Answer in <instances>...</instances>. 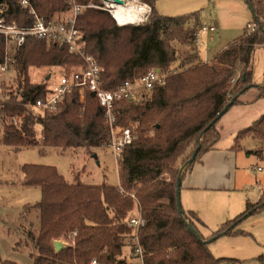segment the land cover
<instances>
[{"label": "trees", "instance_id": "trees-1", "mask_svg": "<svg viewBox=\"0 0 264 264\" xmlns=\"http://www.w3.org/2000/svg\"><path fill=\"white\" fill-rule=\"evenodd\" d=\"M30 1L46 18L66 8L65 0ZM156 1L143 0L152 10L148 21L139 26H118L108 12L96 9L86 11L79 18L78 27L85 35L87 53L102 68V89L117 90L139 81L151 70L167 73L179 61L174 44L194 46L202 24L200 13L163 16L156 8ZM246 1L252 6L253 23L264 26V0ZM4 2L9 7L6 16L9 22L21 26L32 24L15 0ZM262 45L264 27L253 33L246 29L211 64L200 62L198 52L180 59L182 70L170 75L165 85L154 87L145 103L116 102V126L121 129L136 126L135 141L123 148L118 161V186L107 182L84 183L79 176L69 183L55 167L20 166V184L42 191V200L25 206L22 213L23 218L30 213L36 218V223L29 222V228L24 230L26 244L37 252L31 255L33 264H91L93 260L98 264H131L123 258V251L128 246L131 234L128 221L135 212L136 200L146 221L140 231L145 264L233 262V259L216 258L207 241L214 237L247 235L239 226L264 210V193L258 202H248L240 216L205 238L199 228L203 223L196 213L184 212V218L179 214L177 182L182 168L197 149L200 148L199 153L182 173V180L204 155L217 149L222 137L219 124L225 115L210 125L232 102L233 106L240 104V98L254 87L259 92L258 98L264 99V87L252 83L250 70L254 48ZM3 56L4 40L0 36V62ZM83 66V60L66 47L39 40L27 42L17 56L18 88L0 100L5 148L17 152L36 149L44 154L49 150L62 153L84 150L96 154L94 150L109 148L111 131L105 110L93 93L87 92L85 102L81 103L75 89L56 113L38 115L32 110L38 100L46 98L49 88L47 83L30 81V68ZM248 137L264 142V114L238 132L233 150L240 149L241 142ZM248 153L263 157L264 148ZM74 232L78 234L72 244L66 239ZM60 240H66L68 247L56 253L54 242ZM258 261L264 264V255ZM0 264L17 263L0 260Z\"/></svg>", "mask_w": 264, "mask_h": 264}, {"label": "rangeland", "instance_id": "rangeland-1", "mask_svg": "<svg viewBox=\"0 0 264 264\" xmlns=\"http://www.w3.org/2000/svg\"><path fill=\"white\" fill-rule=\"evenodd\" d=\"M156 8L161 15L168 17L199 12L202 22L200 28L203 26L216 27V32L209 33L205 37V44L199 51L195 46L186 47L174 44L179 61L172 66V71H177V73L182 70L179 68L180 59L195 52L199 53L200 62L211 64L210 60L216 57L223 48L241 38L248 24L254 22L253 13L246 0H157ZM248 31L252 33L249 29ZM72 70L74 68L32 67L29 70V77L32 83H47L50 88L58 82L62 75ZM250 70L252 83L264 87V45L254 48ZM16 73L15 69L10 73L0 74V100L4 99L6 94L17 90ZM258 94L257 88L254 87L241 97V101L247 102V107L241 111L235 121H231L233 112L222 119L220 124L223 126L222 137L218 147L231 149L235 145L238 132L251 126L264 114V99H259ZM85 95L80 97L81 103L85 102ZM36 113L40 115L39 111ZM133 127L136 128L135 125ZM2 136L3 127L0 124V260L12 261L17 264H33L31 255L37 254V252L26 244L24 230L28 227L29 222L35 224L36 218L31 213L23 218L22 213L25 206L36 205L42 200V191L40 188L23 187L20 184L22 178L20 166L36 164L55 167L69 183H73L75 177L79 176L84 183L100 185L107 182L110 185L118 186L120 183L119 160H116L109 148L94 150L96 154H93V151L84 150H69L65 153L49 150L46 154L40 153L36 149L17 152L8 150L2 145ZM240 145V149L233 150L237 155L236 170L230 176V183L232 186H236L237 192L233 194L232 199L235 203H237L238 197L253 202L256 199L257 191L264 189V155L259 157L255 153L249 154L248 152L261 150L264 148V142L248 137ZM94 156H97L98 160ZM259 169H262V172H259ZM181 204L183 207L182 195ZM240 228L247 233V236H243L246 237L243 240L225 242L227 240L224 239H228V236H224L227 238L221 237L209 246L212 245L211 249L218 256L222 253L227 254L223 255L224 257L230 256V258H235L238 255L244 256L239 263L232 264H255L256 262L251 257L253 252L248 249L251 248L249 244L256 245L254 242V238H256L260 243V247L257 248L264 251V210L247 218L242 222ZM66 240L74 244V239L70 235ZM217 247L219 251L215 250ZM129 254V247L125 246L123 258L126 261H130Z\"/></svg>", "mask_w": 264, "mask_h": 264}, {"label": "built area", "instance_id": "built-area-1", "mask_svg": "<svg viewBox=\"0 0 264 264\" xmlns=\"http://www.w3.org/2000/svg\"><path fill=\"white\" fill-rule=\"evenodd\" d=\"M17 4L27 12L32 24L21 26L16 22H9L6 18L9 7L4 2H0V36L4 40V56L0 62V74L10 73L17 66V56L20 50L30 40L44 41L48 45H59L66 47L68 51L80 57L84 66L72 70L70 73L62 75L53 87L49 88V93L45 99L38 100L33 107V111L42 113H56L59 105L75 89L79 91L80 97H84L87 92L96 95L100 105L105 110L106 123L110 128L109 149L116 160L122 157L125 146L131 145L135 141L134 127L125 129L116 126L117 120L114 114L116 102L126 100L134 103H142L151 95L154 87L163 86L170 75L177 71L162 73L159 70H151L139 81L127 84L117 90L108 91L100 86L102 68L98 62L87 53V41L82 30L78 27L79 18L88 10L96 9L108 12L116 23L123 27L128 25L139 26L146 23L151 14V7L143 0H123L124 5H117L114 1L99 0V3L88 0H65L66 8L55 13L52 17L41 16L33 7L30 0H15ZM119 7L124 10L133 8V20L124 25L118 23L115 12ZM259 25L248 24L247 29L252 33L257 31ZM216 32L215 26H203L197 33V40L194 46L199 49L205 44V37L209 33ZM235 80L232 81L234 83ZM37 114V113H36ZM261 170V169H259ZM135 199V197L133 196ZM146 221L142 216L140 204L136 200V209L128 221L131 234L127 239V244L131 249V264H145L144 250L140 243V231L145 226ZM77 232L71 235L72 239L77 237ZM91 264H98L93 260Z\"/></svg>", "mask_w": 264, "mask_h": 264}, {"label": "crops", "instance_id": "crops-1", "mask_svg": "<svg viewBox=\"0 0 264 264\" xmlns=\"http://www.w3.org/2000/svg\"><path fill=\"white\" fill-rule=\"evenodd\" d=\"M226 48H223L219 53H221ZM213 59L210 61H213ZM246 103L247 102L241 101L240 104L242 105L238 104V106L232 107L225 116L233 112L231 121H235L241 114V111L247 107ZM224 117L222 119H224ZM220 124L219 127L222 131L223 126ZM236 158L237 155L236 152L233 151V147L229 149L220 148L217 146L216 150H213L204 155L201 161L195 164L192 171L187 173L184 179L182 180L181 195L183 201V210L186 213L194 212L198 215L201 222L203 223V226L200 225L199 228L205 238L211 237L215 232L220 229L223 224L227 223L228 221L234 220L235 218L240 216L246 210L248 202H258L262 193H264V189H259L257 191L256 199L254 200L255 202H252L249 199H241L240 197L237 198V203L234 202V199H232V197L233 194L237 192V188L236 186L231 185L230 176L232 172L236 170ZM258 171L262 172V169ZM239 229L242 230L240 226ZM243 236L247 235H237L232 237L228 236V239L224 240H227L225 242H234L246 238ZM254 242L256 243V245H250L248 243L251 247L250 249H248V251L253 252V254H251V257L252 260L256 262L255 264H260L258 259L261 255H264V251L260 248H257L260 247V243L257 241L256 238H254ZM211 246H209V248L211 252H213L214 256H217L216 258L234 260L229 264L237 262L239 263L244 257L241 255H238L235 258H230V256L224 257L223 255L227 254L223 253L219 254L218 256V254H216V252L211 249ZM129 250L131 261L132 254L130 247ZM215 250L219 251V248L217 247L215 248Z\"/></svg>", "mask_w": 264, "mask_h": 264}, {"label": "water", "instance_id": "water-1", "mask_svg": "<svg viewBox=\"0 0 264 264\" xmlns=\"http://www.w3.org/2000/svg\"><path fill=\"white\" fill-rule=\"evenodd\" d=\"M3 0H0V2H2ZM105 1H114L115 4L117 5H124V1L123 0H105ZM249 7L252 11V6L249 4ZM233 104L234 102H232L220 115L219 117L210 125L213 126L217 120L221 119L224 115H226L229 111V109L231 107H233ZM199 149H197V151L195 152V154L193 155L192 159L182 168L181 170V174H180V177L178 179V182H177V193H176V196H177V208H178V211H179V214L184 218V210H183V207H182V204H181V189H182V179H181V176H182V173L186 170V168L195 161L198 153H199ZM94 158H97V156H94ZM189 229L194 233V235H196V237L200 240V241H203L201 239V237L195 232V230L189 226ZM219 239V237H214L210 240L207 241V243L211 244L215 241H217ZM68 245L67 243H65V241L63 240H60V241H55L54 242V248H55V251L56 253H60L62 250H64L65 248H67Z\"/></svg>", "mask_w": 264, "mask_h": 264}, {"label": "bare ground", "instance_id": "bare-ground-1", "mask_svg": "<svg viewBox=\"0 0 264 264\" xmlns=\"http://www.w3.org/2000/svg\"><path fill=\"white\" fill-rule=\"evenodd\" d=\"M133 8H126V10H124L122 7H119L117 9V11L115 12V17L118 20V23L121 25H124L127 22H131L134 18H133Z\"/></svg>", "mask_w": 264, "mask_h": 264}]
</instances>
